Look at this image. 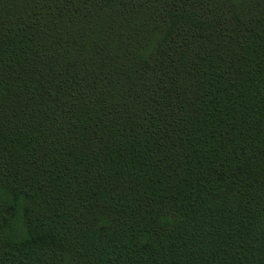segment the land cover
I'll return each instance as SVG.
<instances>
[{"label":"trees","instance_id":"trees-1","mask_svg":"<svg viewBox=\"0 0 264 264\" xmlns=\"http://www.w3.org/2000/svg\"><path fill=\"white\" fill-rule=\"evenodd\" d=\"M0 264H264V0H0Z\"/></svg>","mask_w":264,"mask_h":264},{"label":"rangeland","instance_id":"rangeland-1","mask_svg":"<svg viewBox=\"0 0 264 264\" xmlns=\"http://www.w3.org/2000/svg\"><path fill=\"white\" fill-rule=\"evenodd\" d=\"M21 206H22V204L19 205V209H18V210H19V211H18V214H19V215H20V211H21Z\"/></svg>","mask_w":264,"mask_h":264}]
</instances>
